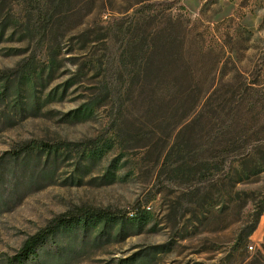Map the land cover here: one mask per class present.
I'll list each match as a JSON object with an SVG mask.
<instances>
[{
	"label": "rangeland",
	"instance_id": "374dc122",
	"mask_svg": "<svg viewBox=\"0 0 264 264\" xmlns=\"http://www.w3.org/2000/svg\"><path fill=\"white\" fill-rule=\"evenodd\" d=\"M49 2L0 0V71L32 57L42 65L50 47L59 63L50 76L46 69L21 84L25 96L36 91L46 101L41 112L17 116L13 98L0 99V264L57 217L85 209L109 211L114 218L95 219L85 240H73L78 229L70 228L63 244L72 241L70 256L59 264H139L153 252L140 264H264V215L245 241L255 210L264 207V173L236 186L232 198L227 172L216 189L194 193L173 186L161 171L168 149L163 140L124 142L110 125L113 101L95 106L102 99V75H111L106 62L119 55L123 33L139 22L146 36L161 31L164 39L178 38L169 45L178 52L176 67L164 72L158 95L175 82L185 87L187 69L202 94L216 92L221 99L246 81L264 95V0H68L56 11ZM55 14L61 16L54 39L49 31L42 38L40 22ZM90 34L106 40L92 44ZM142 94L135 95L129 122L162 129V111L150 112L148 93ZM243 117L264 127V105ZM127 133L134 135L132 129ZM63 142L70 145L69 160L39 162L42 143ZM25 144L34 151L29 157L18 154ZM79 158L89 174L78 184ZM123 221L133 226L130 236L115 240ZM105 224L110 238L95 241Z\"/></svg>",
	"mask_w": 264,
	"mask_h": 264
},
{
	"label": "trees",
	"instance_id": "16d2710c",
	"mask_svg": "<svg viewBox=\"0 0 264 264\" xmlns=\"http://www.w3.org/2000/svg\"><path fill=\"white\" fill-rule=\"evenodd\" d=\"M47 2L56 11L60 7H67L68 0H47ZM60 16L55 14L50 19H43L40 22L39 31L42 33V38H45L49 31L50 38L54 39ZM139 23L123 33L122 51L114 57V60L106 62L105 71H110L111 75H102L100 88L102 99L95 106H103L107 99L113 101L110 125L117 129L119 137L124 142L143 140L150 136L151 140L156 136L159 140H163L165 148L168 149L162 156L161 171L167 172L172 177L169 184L185 187L186 191L200 193L205 188H218L219 182L223 181L221 173L226 176L227 172L229 176L225 177V180H228L230 185L232 198L236 186L264 173V139L258 137L264 134V127L257 128L256 124L251 126L243 121V116L253 113L260 104L264 105V95L246 81L233 86V92L219 97L221 99H218L216 92L202 94L199 90L200 83L196 81L193 71H187L188 69L185 71V87L175 82L166 86L164 93L158 95L164 72L171 73L176 67L175 55H178V52H173L169 45L171 42L175 45L174 42H178V38L169 34L164 39L161 31L146 36V33H141V23ZM91 36L90 34L88 40L92 44L106 40ZM164 54L172 57V60L165 61ZM45 56L47 60L42 65L40 60L37 61L36 57H32L13 70L0 71V99L5 101L13 98L12 104L17 116L18 113L21 117L26 114L36 115L46 105V101L40 102L36 91L25 96L21 86L25 80L35 78L46 72V69L49 70V76L56 71L59 65L56 52L50 47ZM40 79L43 80V77ZM145 91L148 93L145 101L150 112L162 111V116L159 118V126L162 129L155 124L142 129L129 122L135 110V95L138 94L140 98ZM247 106H250L249 111L243 113ZM223 118L225 119L222 120ZM129 129L134 132L132 137L127 133ZM69 146L65 142L55 145L42 143L36 152L39 162L41 163L44 157L45 165L51 157L54 165L69 160L70 155L67 150ZM20 153L23 157H29L34 151L30 145L25 144L18 151V154ZM76 169L77 173H83L82 177L77 179L79 184L85 175L89 174L82 158H79ZM70 180L71 184H75V178L72 177ZM263 215L264 207L255 210V221L245 233L246 242L256 231ZM107 218L114 216L109 211L88 209L63 214L27 239L20 251L7 260V264H59L61 260L70 256L68 253L72 241L68 242L66 247L63 245L70 228L78 229L73 236H70L73 240L80 237L85 240L91 234L90 223H94L95 219ZM132 227L130 223L123 221L115 240L128 238L130 236L128 228ZM108 229L110 230V227L105 224L95 241L101 240L104 235L110 238ZM161 249L162 247L152 248L156 252ZM153 253H145L146 255L141 257L138 263L140 264L146 256H151ZM47 256H50V259H47Z\"/></svg>",
	"mask_w": 264,
	"mask_h": 264
}]
</instances>
